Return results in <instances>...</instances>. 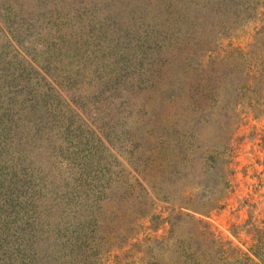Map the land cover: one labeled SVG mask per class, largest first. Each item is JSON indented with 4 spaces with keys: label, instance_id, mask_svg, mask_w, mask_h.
Masks as SVG:
<instances>
[{
    "label": "rangeland",
    "instance_id": "1",
    "mask_svg": "<svg viewBox=\"0 0 264 264\" xmlns=\"http://www.w3.org/2000/svg\"><path fill=\"white\" fill-rule=\"evenodd\" d=\"M0 264H264V0H0Z\"/></svg>",
    "mask_w": 264,
    "mask_h": 264
}]
</instances>
